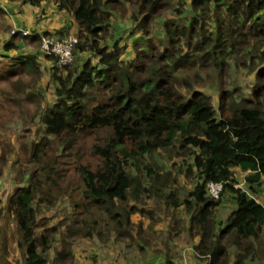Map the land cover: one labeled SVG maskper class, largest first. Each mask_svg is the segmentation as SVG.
Segmentation results:
<instances>
[{"label":"trees","instance_id":"16d2710c","mask_svg":"<svg viewBox=\"0 0 264 264\" xmlns=\"http://www.w3.org/2000/svg\"><path fill=\"white\" fill-rule=\"evenodd\" d=\"M22 1H53L71 14L78 42L70 65L53 66L55 102L39 105L43 136L31 143L27 168L18 173L19 185L5 207L0 194V264H14L8 222L18 227L22 259L15 264H49L55 235L62 232L59 264L70 261L73 239L98 236L104 242L115 232L118 240L139 244L135 235L144 239L143 224L132 215L150 213L145 204L153 198L175 209L185 205L191 236H200L199 260L263 264L264 203L255 198L260 184H254L264 177V0ZM129 11L130 57L111 24L114 15ZM169 12L176 17L165 18L163 32H156L157 21ZM44 35L54 34L26 37L41 44ZM13 37L6 51L20 48L15 40L24 36ZM5 57L15 63L2 68L0 79L18 78L0 93L22 104L34 100L36 94L27 91L32 82L22 75L41 79L38 56ZM233 69L256 72L251 95L231 86ZM159 151L190 156L185 171L194 187L184 199L170 186L172 173L153 161ZM63 157L69 158L65 164ZM7 164L0 154V175ZM237 167L247 173V190L236 186ZM210 182L223 183L220 198L209 194ZM226 192L235 208L219 221ZM66 197L72 222L65 230L61 223L41 232L42 206Z\"/></svg>","mask_w":264,"mask_h":264},{"label":"rangeland","instance_id":"374dc122","mask_svg":"<svg viewBox=\"0 0 264 264\" xmlns=\"http://www.w3.org/2000/svg\"><path fill=\"white\" fill-rule=\"evenodd\" d=\"M129 15H130V11L123 15L117 13L112 18L111 24H112V28L115 30V35L122 40V46L125 47V55L130 57L132 54H135V50H134L133 38L129 37L132 28L131 22L128 20ZM168 17L175 18L176 16L173 12H169L168 14L161 17L155 25L156 32L158 33L163 32L164 19ZM29 31L31 34L33 33L31 30ZM68 34H74V33H67V35ZM13 35L14 34H12L11 39L14 38ZM136 35L140 36V33L137 32ZM15 41L19 42L20 48L16 49L17 53H14L13 56L23 55L25 49L29 48L28 46H32L33 48L35 46L36 48L38 47L37 49L40 50V51L37 50L38 54L41 53L43 56L47 57V59L44 58V60L42 59V61L47 62L45 61V59L48 60L49 62L47 64L50 65V68L47 69L45 64L42 65L43 75L41 79H39L37 82L33 81L35 75L31 76L30 74L23 73L22 76L25 79V81L32 82V86L27 91L36 94L34 100H26L24 104H22L19 101L20 98L15 97L14 99L11 100L9 99V96L5 92L0 93V154L4 153L5 158L8 161V164L3 168L2 175H0V183H1L0 194L3 196L4 199L3 200L4 203L2 205L3 207L7 205L8 196L10 194H13L15 187L19 185L20 179L18 173L27 168L26 162L28 161L27 157L31 152V143L35 140L42 138L43 136V132H42L43 126L38 116V111H40V108L45 109L51 106L52 104H54L55 102V94H54L55 83L51 78V72L53 66L55 64H58V62H56L55 59H53L54 57L49 58L47 54L44 51H42L41 44H38L36 41H32L30 38L26 36L21 37L20 39L18 38ZM156 41L158 42L159 40L157 39ZM0 62H3L2 64H0V74H3L5 73L6 69L2 70V68L6 64L15 63V60L14 59L10 60L5 58L3 61ZM256 75H257L256 72L250 73L247 69H242L240 71L233 69L230 72L229 82L231 83V86H236V85L241 86L240 88L242 89L244 95H251L252 88L256 80ZM7 77L8 76H6V78L0 79V89L10 91L11 90L10 83L16 80L18 77L10 78V79H8ZM153 159H154L153 161H156L158 164L161 165V167H163L164 171H169L172 173V175L169 176L170 186H172V190L177 191V194L182 199H184L188 194V192L194 187L193 178L188 177L185 171L186 168H188L189 164L191 163L190 156L172 154L171 157L168 153L159 151L158 155H156V157L154 156ZM68 160L69 158L67 157H63L61 159L63 164H65V162H67ZM236 186L241 187V185L238 184ZM172 190L166 189L164 193L168 194ZM258 198H260V195L258 196ZM260 199L264 201V195ZM158 201H162V199L161 200H156L154 198L149 199L148 202L145 204V207L147 208V210H150L152 213H156V211L160 208V207L158 208V206H162V207L167 206L164 205V201H162V205L157 204ZM224 202L228 203L229 201L228 202L224 201ZM182 208L183 209H180V211H178V209L173 208V210H171L173 211L172 214L175 215V212L176 213L181 212V214H183V216H185V218L187 219L185 205ZM164 211L165 210L159 211L157 213L156 222H152L153 224L152 227L159 222V218H161L163 214L165 215V212H167V210L165 212ZM39 214L40 217L43 219V222L45 223V225L40 227L41 232H43V230H46L47 228L57 227L61 223L64 224L63 228L65 230L66 224H70L73 219L72 218L73 209L71 207V200L68 197H66L65 199L59 201L55 206H47L44 204L40 209ZM106 219L107 216H105V220ZM2 223H4V220H2L0 224ZM112 233L113 235H110L108 239L104 242L101 241L102 239L98 236L89 239L77 238V239H73L72 241L70 240L71 242L74 243H72L73 247L71 251L70 261L67 264H89V262L95 263V261L96 262L102 261V264L107 263L106 256H108V254L104 253L102 250L104 248H110V242L113 239L116 242L125 243V245H127L128 248L132 247V241L130 240L124 241L122 239L118 240L116 237V233L115 232ZM17 234H18L17 225L13 222H8L7 236L9 238L8 248L10 252L8 257L9 260H11V262L14 264L22 259L16 242ZM59 234L60 233H56L55 235L56 243L55 246L50 251L49 264H59L58 263L59 261L56 262V259L58 258V251H61L64 248L63 241L65 240L63 236L64 232H62L60 236ZM105 234L108 235L111 233L106 230ZM154 238L158 240V244L156 248L157 251L159 250V246L163 247L162 244L165 237L163 233L160 234L156 233ZM160 250L163 252L162 249ZM129 252L132 254L131 251ZM167 254L168 253L165 252L166 256Z\"/></svg>","mask_w":264,"mask_h":264},{"label":"crops","instance_id":"0c3cea01","mask_svg":"<svg viewBox=\"0 0 264 264\" xmlns=\"http://www.w3.org/2000/svg\"><path fill=\"white\" fill-rule=\"evenodd\" d=\"M14 28L31 30L34 35L49 32L60 38L66 36L67 33L77 34L79 30L75 18L66 11L58 10L53 1H44L40 6H33L23 3L22 0H0V61L8 58L5 56L12 57L14 53H17L16 49L6 51L4 47V44L11 39V30ZM28 47L23 54H36L41 64H45L47 69H49L50 65L47 64L49 61L46 60V56L41 53L38 54L37 50L40 51L37 49L38 47ZM44 58H46L45 61L47 62L42 61ZM246 174L240 168H235L236 185H241L245 190L249 188ZM259 184L260 186H258ZM254 186H258L255 198L259 202L264 203L260 199L264 195V177ZM230 195L229 192H226L224 200L219 207V221L226 220L230 212L235 208L234 201ZM259 195L260 198H258ZM224 201L229 202L225 203ZM181 206L176 209L180 211L184 205ZM163 210H167V212L164 211L165 215L163 214L159 218V222L152 227V222H156L157 213ZM171 210H173V207L160 206L156 213L150 211V213L144 215L141 213L133 214L132 220L136 224L140 222L143 224L144 239H140V237L135 235L140 245L135 243L132 244L131 248H128L125 243L116 242L113 239L110 242V248L102 250L108 254L106 256L107 263L104 264H169L167 262L168 258L171 264H209L210 259L199 260L196 254L195 246L199 243L200 236L192 237L185 216L181 212H175V215H173ZM178 220H181L179 224L177 223ZM156 233H163L165 237L162 244L163 247L159 246V250L162 249L163 252L161 250L156 251L158 244V240L154 238ZM164 251L168 253L167 256ZM89 264H102V261L89 262Z\"/></svg>","mask_w":264,"mask_h":264},{"label":"built area","instance_id":"2783aa9c","mask_svg":"<svg viewBox=\"0 0 264 264\" xmlns=\"http://www.w3.org/2000/svg\"><path fill=\"white\" fill-rule=\"evenodd\" d=\"M12 34L20 33L24 36L33 35L27 29H13ZM78 42V37L75 34H68L65 37H57L54 35L42 36L41 49L47 55H52L57 58L58 65L61 67L68 66L73 62L74 51ZM223 183L210 182L208 184V192L210 195L220 198L223 192Z\"/></svg>","mask_w":264,"mask_h":264}]
</instances>
